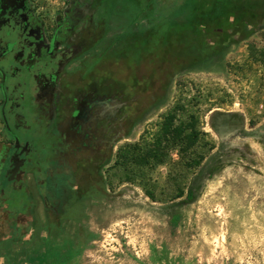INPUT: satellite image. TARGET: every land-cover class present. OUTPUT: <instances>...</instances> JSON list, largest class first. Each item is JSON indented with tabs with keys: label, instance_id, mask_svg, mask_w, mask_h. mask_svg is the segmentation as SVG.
<instances>
[{
	"label": "rangeland",
	"instance_id": "obj_1",
	"mask_svg": "<svg viewBox=\"0 0 264 264\" xmlns=\"http://www.w3.org/2000/svg\"><path fill=\"white\" fill-rule=\"evenodd\" d=\"M33 3L48 25L67 8ZM81 17L60 119L89 89L109 103L80 132L60 125L90 137L32 206L31 231L0 243V264H264V0H89ZM175 106L204 160L188 168L171 150L129 180L139 169L116 166L119 149L149 143Z\"/></svg>",
	"mask_w": 264,
	"mask_h": 264
},
{
	"label": "flooded vegetation",
	"instance_id": "obj_2",
	"mask_svg": "<svg viewBox=\"0 0 264 264\" xmlns=\"http://www.w3.org/2000/svg\"><path fill=\"white\" fill-rule=\"evenodd\" d=\"M66 2L62 18L48 25L33 0H0V124L10 143L0 161V185L6 182L14 194L28 163L40 171L48 164L40 189L46 206L52 176L72 167L70 147L90 137L87 132L78 137L66 134L60 125L65 122L80 132L94 117L93 111L109 103L89 89L60 119V83L69 62L83 49L84 39L76 38V28L89 0ZM57 186L62 188L60 183Z\"/></svg>",
	"mask_w": 264,
	"mask_h": 264
},
{
	"label": "trees",
	"instance_id": "obj_3",
	"mask_svg": "<svg viewBox=\"0 0 264 264\" xmlns=\"http://www.w3.org/2000/svg\"><path fill=\"white\" fill-rule=\"evenodd\" d=\"M178 110V107L175 106L163 117L157 133L149 143L145 141L143 136L141 138L142 145L135 144L119 149L115 165L127 169L126 166L132 164L139 169L137 175L136 173L130 174L129 180L133 181V177L143 179L145 178L143 169L152 170L157 166L166 164L170 160L169 153L171 150L177 152L179 159H185L184 163L188 168H191V166L198 168L200 166L205 158L203 153H190L199 138V133L193 123L178 120ZM46 182L49 181L46 180ZM61 190L62 188L59 187V192ZM183 192L178 190L174 198H181ZM191 193V189L187 190V199L191 196ZM145 195L151 200H155L154 193L151 190L145 189Z\"/></svg>",
	"mask_w": 264,
	"mask_h": 264
},
{
	"label": "crops",
	"instance_id": "obj_4",
	"mask_svg": "<svg viewBox=\"0 0 264 264\" xmlns=\"http://www.w3.org/2000/svg\"><path fill=\"white\" fill-rule=\"evenodd\" d=\"M32 163H28L26 169L21 172L16 181V192H10L9 185L0 197V243H7L15 237H22L31 231L32 206L38 209L45 206L40 189L45 183V168L34 169ZM62 172L65 169L61 170ZM65 173V172H63ZM39 211V210H38ZM31 236V234H30Z\"/></svg>",
	"mask_w": 264,
	"mask_h": 264
}]
</instances>
